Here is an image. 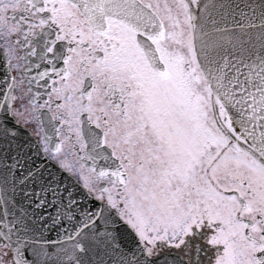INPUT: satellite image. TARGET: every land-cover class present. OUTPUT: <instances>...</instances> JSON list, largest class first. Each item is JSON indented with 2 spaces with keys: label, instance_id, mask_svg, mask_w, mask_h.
<instances>
[{
  "label": "snow or ice",
  "instance_id": "1",
  "mask_svg": "<svg viewBox=\"0 0 264 264\" xmlns=\"http://www.w3.org/2000/svg\"><path fill=\"white\" fill-rule=\"evenodd\" d=\"M0 264H264V0H0Z\"/></svg>",
  "mask_w": 264,
  "mask_h": 264
}]
</instances>
